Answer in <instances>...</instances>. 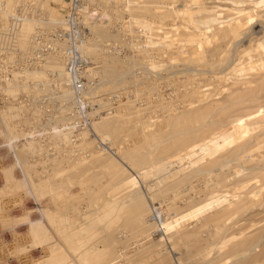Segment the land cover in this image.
<instances>
[{
  "label": "rangeland",
  "instance_id": "rangeland-1",
  "mask_svg": "<svg viewBox=\"0 0 264 264\" xmlns=\"http://www.w3.org/2000/svg\"><path fill=\"white\" fill-rule=\"evenodd\" d=\"M89 1L68 70L66 0H0V264H264V0Z\"/></svg>",
  "mask_w": 264,
  "mask_h": 264
},
{
  "label": "built area",
  "instance_id": "built-area-1",
  "mask_svg": "<svg viewBox=\"0 0 264 264\" xmlns=\"http://www.w3.org/2000/svg\"><path fill=\"white\" fill-rule=\"evenodd\" d=\"M89 0H66L65 12L62 20L55 29L36 28L28 38L29 50L25 57V63L30 67H38L44 64L49 57H54L64 68L68 70L75 67L72 62L76 54V43H81L92 29L93 17L98 14V7L90 5ZM21 5L16 12L9 14L6 24L0 26V39H5L9 44L16 43L18 30L24 19ZM75 61V60H74ZM74 75V74H73ZM73 82L71 86L80 88L79 81ZM78 84V85H77Z\"/></svg>",
  "mask_w": 264,
  "mask_h": 264
},
{
  "label": "bare ground",
  "instance_id": "bare-ground-1",
  "mask_svg": "<svg viewBox=\"0 0 264 264\" xmlns=\"http://www.w3.org/2000/svg\"><path fill=\"white\" fill-rule=\"evenodd\" d=\"M23 21H24V19H23ZM22 21V22H23ZM70 78V77H69ZM72 88V87H71ZM234 131H236V130H234ZM233 131V132H234ZM238 132H236L238 135H239V130H237ZM182 132V131H181ZM234 134V133H233ZM237 134H236V136H237ZM241 135H242V133H240ZM245 134V133H244ZM240 135V136H241ZM247 135V134H246ZM234 136V138L235 139H237V138H239V136L238 137H235V135H233ZM242 136H244V135H242ZM250 136V135H249ZM180 138V137H179ZM243 138H245V136L243 137ZM239 140H241V138H239ZM243 140H245V139H243ZM242 140V141H243ZM178 142H176V144H178L179 142H181L180 141V139L179 140H177ZM237 141V140H236ZM233 142V141H232ZM235 142V141H234ZM241 141H239V143H240ZM216 141H215V139H206V140H201V142L200 143H198L195 147H193L192 149H190L189 151H187V152H185V153H181V154H179L178 156H176L175 158H177L178 160H184L185 159V157L186 158H192V156L194 157V154H195V152H197V151H200V152H202L203 153V155H205V157L207 156V155H209V154H211L213 151H214V149L216 148ZM238 142H237V144H239ZM236 146V145H235ZM240 146V145H239ZM244 146V145H243ZM233 148H234V145H233ZM238 148V147H237ZM239 148H242L241 146L239 147ZM235 149V148H234ZM237 151H238V149H237ZM235 154V153H234ZM203 157V156H202ZM182 158H184V159H182ZM175 160V159H174ZM204 160V159H203ZM189 161V160H188ZM198 160H196V162H197ZM175 162V161H174ZM187 163V162H186ZM168 164H169V162H168ZM178 164V163H177ZM188 164V163H187ZM172 165V164H171ZM171 165H169V166H171ZM190 165H192V164H190ZM174 166V165H173ZM261 174V173H260ZM259 174V175H260ZM263 174V173H262ZM257 176V178H259L258 177V174L256 175ZM162 177V176H161ZM261 178H263L262 176H260ZM263 184V183H262ZM257 188V187H256ZM263 188V187H262ZM261 188V189H262ZM260 189V188H259ZM258 192V191H257ZM249 193V192H248ZM250 194H248V196H249ZM243 196V195H242ZM241 198V197H240ZM243 198V197H242ZM239 199V198H238ZM243 200V199H242ZM240 202H242V201H240ZM245 202V201H244ZM238 204V203H237ZM239 204H241V203H239ZM243 206V204H241V206H239L238 205V208H237V211H238V209H241V207ZM251 206V205H250ZM141 213V212H140ZM20 237V236H19ZM19 237H17L18 239H20ZM21 237H22V235H21ZM24 237V236H23ZM23 237L21 238V239H23ZM25 238V237H24ZM26 239V238H25ZM229 239H231V237L229 238ZM229 239H226V240H224L223 242H225V241H228ZM199 240V239H198ZM239 240V239H238ZM20 241V240H19ZM23 241V240H22ZM17 243H19L18 241H17ZM20 243H21V241H20ZM24 243V242H23ZM205 243V242H204ZM221 243V242H220ZM243 243V241L241 242V241H237V246H239V245H241ZM1 244V243H0ZM224 244V243H223ZM9 245V244H8ZM19 245V244H18ZM10 246H11V244H10ZM23 247H24V245H22ZM22 246H20L21 248H22ZM224 246V245H223ZM7 247V246H6ZM12 247V246H11ZM195 249H198V248H200V246H199V244H197V246L195 245V246H193ZM44 248V247H43ZM4 250H6V249H4ZM8 250V249H7ZM203 250V249H202ZM244 251V250H243ZM9 252H11V251H9ZM201 253V252H200ZM239 253V252H238ZM2 254V253H1ZM0 254V255H1ZM198 254V253H197ZM203 254V253H202ZM205 254V253H204ZM235 255V254H234ZM237 255H239V254H237ZM197 256V255H196ZM203 255H201V257H202ZM4 257V256H3ZM199 257V256H198ZM231 257V256H230ZM240 257V256H239ZM26 258V257H25ZM197 258V257H196ZM28 261V260H27ZM25 263V262H24ZM23 263V264H24Z\"/></svg>",
  "mask_w": 264,
  "mask_h": 264
}]
</instances>
